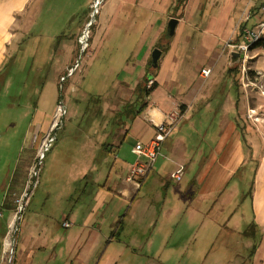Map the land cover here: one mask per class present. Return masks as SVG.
Returning <instances> with one entry per match:
<instances>
[{
    "label": "crops",
    "instance_id": "obj_1",
    "mask_svg": "<svg viewBox=\"0 0 264 264\" xmlns=\"http://www.w3.org/2000/svg\"><path fill=\"white\" fill-rule=\"evenodd\" d=\"M173 1L109 0L104 4L102 20L115 26V31L94 36L82 78L76 75L66 90L69 97L76 94L75 103L94 101L100 106L101 118L116 114L121 122L131 114L116 107V102L125 93L130 99L139 90L136 111L124 128L121 123L116 128L115 141L105 148L110 151L119 145L121 135L149 142L156 126L179 109L183 116L164 141L160 157L136 190L125 177L114 182L112 169L105 185H99L102 173L94 177L90 205L82 206L80 196L66 195L67 204L51 225L29 215L42 184L40 176L24 210L15 264H56L60 257L61 264H264V142L238 119L241 96L232 88L234 78L225 90L217 86L214 91L207 90L213 71L203 78L198 66L194 70L188 65L196 61L197 45L207 56L216 45L210 42L206 27L183 25L179 19L174 34L169 33L166 20ZM44 3L0 0V78L4 80L0 97L8 92L13 70H19L18 64L27 55L38 93L31 101L19 104L2 105L0 98V253L15 197L27 184L36 149L55 112L58 78L76 54L77 40L72 34L60 37L51 47L50 41L45 55L39 53L41 40L31 38V31ZM120 26L124 30H118ZM23 31L25 36L21 37ZM163 33L169 40L162 49ZM212 37L216 39V35ZM107 40L119 41L115 56H120L109 59L111 65L102 71L114 72L116 78L110 91L89 93L92 86L85 79L93 68H99ZM189 44L196 58H190L192 52L188 51L184 56ZM154 48L162 51L158 68L151 65ZM147 73L157 86L145 95L142 85ZM86 84L88 91L84 90ZM106 125L109 122L103 123L104 128ZM250 158L258 163L253 179L246 172ZM119 161L126 172L135 163ZM180 166L184 173L176 181L171 173ZM82 168L81 176L85 177L88 167ZM250 187L252 194L248 195ZM66 220L70 226L63 225Z\"/></svg>",
    "mask_w": 264,
    "mask_h": 264
},
{
    "label": "rangeland",
    "instance_id": "obj_2",
    "mask_svg": "<svg viewBox=\"0 0 264 264\" xmlns=\"http://www.w3.org/2000/svg\"><path fill=\"white\" fill-rule=\"evenodd\" d=\"M108 1L109 0H45L44 5L41 6V13L38 15V19L35 21L31 31V38H37L42 41L39 42L41 46L40 49H38L39 53L44 54L46 45L49 44L50 41V47L56 45L60 40L59 37L61 34H72L76 37L75 60L80 57V51H84L81 57L82 63H80V68L76 70L74 75L68 77L64 83L62 97H65L67 101L68 114L63 121V126L57 131L56 142L49 152L46 153L41 168L42 172L40 174L42 184L38 189L34 204L31 206L32 210L29 213V215L33 216V219L39 220V222L45 221V223L49 225L53 223L54 217L62 212L61 210H63L67 204L66 195L80 196L82 206H84L85 203L90 205V194H92V188L93 185H95L93 182L94 177L96 178L102 173V179L99 180V185H105L106 182H110L109 179L106 181V178L112 169L111 175L113 176L114 182H120L123 177H126L130 173L132 165L128 172H126L127 168L123 166L119 159H124L129 164L139 159L137 154L131 152L137 142H135L133 138L125 137L124 135H121L119 145L115 146L114 150H105L109 143L115 141L113 134L116 132V128H119L118 126H120V123L123 125L122 128H124V124H126L128 118L134 115L136 111L135 98L137 95H139V97L141 96L139 90H136L133 94L134 96L131 95L130 99V95L127 92L122 96L120 101L116 102V107L125 109V113L131 114L124 122H121L119 120V115L116 114H107L105 117L101 118L98 112L101 111L99 110L100 106L94 101L79 100L78 103H75V93L70 95V97L66 95V90L73 83L72 79H74L76 75H78V78H82L84 73L83 70H85L84 62L90 58L92 43L95 39L94 36L111 35L115 31V26L113 27L111 23H109V25L107 21L102 20L103 6L104 4L108 5ZM258 2L259 1L254 0L252 2L253 7H257ZM246 3L247 0H186L183 3L182 0H174L167 12L168 16L166 22L175 17L182 20L183 25L189 26L191 24L192 26H204L207 28L206 31H209L207 35L210 36V42L216 45H214L215 48L211 49L213 50L211 56H207L205 50L203 52L199 50L200 46L198 45L197 56L196 53H193L194 50L190 48L189 44L188 50L185 48L186 52L184 51V56L186 57L188 52H192L190 58H196L193 57L194 55L197 56V58L196 61H189L188 65H190V67L192 66L194 70L196 66H198L197 72L200 73L202 70L201 66L204 64L207 66L204 68H210L213 71L210 83L205 87L207 90L214 91L216 86L218 89L225 90V85H230L232 80L231 77L234 78L232 88L233 90L237 88L236 92L241 96V114L238 119L242 122L244 127H250L252 132L254 131L256 134H259L260 140L264 142V96L251 91L249 88L245 90L242 85L243 69L249 71L248 73L254 71L252 75H255V72L264 73V48L255 46L253 49L249 50L246 59L241 58V60L233 66L229 63L230 53L234 50L233 45L239 43L242 39L241 31L243 28V20L241 17L246 9ZM184 14L186 17H184ZM156 16L158 15L156 14ZM253 21L254 20L251 19L250 23ZM168 23H166V26ZM89 24L91 25L88 27ZM118 30L124 29L120 26ZM87 33V45L85 44L82 50L79 37L81 34L87 36ZM123 33L124 31L121 32V35ZM211 33L216 35V39L212 37ZM195 34L196 36L200 35L198 33ZM24 36L25 31L21 33V37ZM161 36L160 48L163 49L169 39L166 33L165 35L163 33ZM28 37H30V35ZM116 45H119V41L117 43H111L107 40L106 47L102 50L103 57L99 59L97 63L99 64V68H93L89 78L87 77L85 79V82L92 86L91 92L89 91V93L100 94L104 93L105 89H108V91L112 89V79H115L116 76H114V72L111 71H105L103 73L102 69L107 67V65H111L109 59L115 60L120 56H115L118 50L115 48ZM30 49L32 50V48ZM179 50L181 54V49ZM28 59L29 61H27ZM74 59L62 75L67 73L68 68L75 64ZM32 65L31 58L27 55L25 60L18 64L19 70H13L16 75L12 74V78H10L11 87L7 89L8 92L3 95L1 94L0 98H2V105L7 102H17L18 104L20 101L29 102L34 96L37 97L38 93L35 92V83H32L34 73V69H31ZM259 66H261V68H258ZM35 73H37V70H35ZM250 74L249 76L251 77ZM62 75L59 76L58 82ZM238 77L239 80H236ZM2 81L4 80L0 78V83ZM87 84L84 87L85 91H88L89 88ZM71 91L76 92L72 88ZM59 95L60 92L57 90V102L60 98ZM114 96L116 97L118 95L115 93ZM51 97L54 98L53 96ZM251 108L257 110L258 121L249 117ZM251 114L252 116L254 115V113ZM105 121L107 123L109 122L110 125L108 127L106 125L104 128L103 123ZM107 132L110 133L108 136L105 135ZM117 135L116 136L119 138V133H117ZM246 149H248V147H246ZM84 166L88 167L86 171L88 174L82 177V167ZM133 187L136 190L141 186L137 187L133 184ZM47 193L50 194L48 199H46ZM105 219L106 223H109L110 218L105 216ZM62 262L63 258L60 257L56 264H61ZM51 264L55 263L52 262Z\"/></svg>",
    "mask_w": 264,
    "mask_h": 264
},
{
    "label": "built area",
    "instance_id": "obj_3",
    "mask_svg": "<svg viewBox=\"0 0 264 264\" xmlns=\"http://www.w3.org/2000/svg\"><path fill=\"white\" fill-rule=\"evenodd\" d=\"M254 0H248L246 3V9L242 14L243 20V29L241 31L242 39L239 43H235L233 49L243 54V58L246 59L248 52L251 49L250 46L258 42L261 37L264 36V0H255L259 1L257 7H253L252 2ZM251 19L254 21L250 23ZM87 36L79 37L80 45L82 50L87 45ZM85 39V40H82ZM84 51H80V57L75 60V64L68 68L67 73L63 74L60 78L59 83V100L54 109V114L50 122L48 130L42 135L41 143L38 146L37 151L35 152V158L33 163L29 167V175L27 179V184L22 191V193L15 197V207L13 209V214L8 222V231L3 238L2 251L0 253V264H15L16 260V248L18 245V237L22 229V221L24 218V210L29 205L32 198L33 192L38 186L39 177L42 172V165L46 157V153L52 148L57 138V131L63 126V121L65 120L68 114L67 101L63 95L64 83L68 77L74 75L76 70L80 67L81 57L83 56ZM212 70L210 68H204L201 70V75L203 78L208 77L211 74ZM246 69L242 70V85L243 88L250 89L261 96H264V73L255 72V75L248 73ZM251 75V77L249 76ZM246 82V83H245ZM154 83V80L149 79L148 86H151ZM251 113H254L252 116ZM183 114L178 109L177 111L171 112L163 120V123L156 126V132L153 135V138L149 142L138 141L135 146L132 148V152L137 154L139 159L135 161L132 165L130 173L125 177V180L134 184L137 187L141 186L142 178L146 176L150 170L153 168V164L160 157L162 151V146L164 141L171 134L173 129L177 125V121L182 118ZM255 116V118H254ZM249 117L253 118L255 121H258V112L254 108L250 109ZM184 173V167L180 166L179 169L171 173V178L179 181ZM64 226H70V223L66 220L63 223Z\"/></svg>",
    "mask_w": 264,
    "mask_h": 264
},
{
    "label": "trees",
    "instance_id": "obj_4",
    "mask_svg": "<svg viewBox=\"0 0 264 264\" xmlns=\"http://www.w3.org/2000/svg\"><path fill=\"white\" fill-rule=\"evenodd\" d=\"M186 1V0H185ZM184 0H182V3L183 2H185ZM243 27H244V25H243ZM243 29V28H242ZM67 34H61L60 35V37H63V36H66ZM60 37H59V39H60ZM263 47L264 48V36L263 37H261V39L258 41V42H256L255 44H253L252 46H250V48L251 49H253V47ZM253 72L254 71H250V73L251 74H253ZM149 76H150V73H147V75H146V77L144 78V84L142 85V91H143V93L145 94V95H148V93L150 92V90L151 89H153L154 87H156L157 86V84L155 83V81H154V83L151 85V86H149L148 87V82H149ZM236 80H239V77L236 79ZM240 83V82H239ZM237 89V88H236ZM235 89V90H236ZM238 101V100H237ZM141 105H143V104H141ZM130 112V111H129ZM135 113V112H134ZM137 113V112H136ZM241 114V113H240ZM246 128V127H245ZM248 129L250 128V127H247ZM251 129V128H250ZM252 131V130H251ZM246 167H247V170H246V172H248V177H252V179H253V175L255 174V171H256V169H257V167H258V163H257V161H255V160H252L251 158H250V161L248 162V164H246ZM251 186H252V184H251ZM250 190H248L247 192H248V195H251L252 194V191H251V187L249 188Z\"/></svg>",
    "mask_w": 264,
    "mask_h": 264
},
{
    "label": "water",
    "instance_id": "obj_5",
    "mask_svg": "<svg viewBox=\"0 0 264 264\" xmlns=\"http://www.w3.org/2000/svg\"><path fill=\"white\" fill-rule=\"evenodd\" d=\"M168 30H169V33L171 35L174 34L175 32V28L178 24V19L177 18H171L169 21H168ZM91 24L88 25V27L90 26ZM152 55H151V65L154 67V68H158V62H159V59L161 57V53L162 51H160L158 48H154L152 50ZM82 52V51H81ZM241 58H243V54L239 53L238 51L236 50H233V52L230 53V61L229 63L231 64V66H233L234 64L238 63Z\"/></svg>",
    "mask_w": 264,
    "mask_h": 264
},
{
    "label": "bare ground",
    "instance_id": "obj_6",
    "mask_svg": "<svg viewBox=\"0 0 264 264\" xmlns=\"http://www.w3.org/2000/svg\"><path fill=\"white\" fill-rule=\"evenodd\" d=\"M82 40H85V39L82 38Z\"/></svg>",
    "mask_w": 264,
    "mask_h": 264
}]
</instances>
